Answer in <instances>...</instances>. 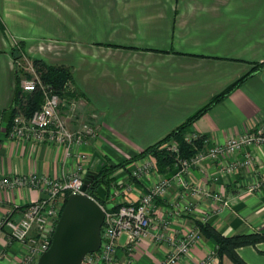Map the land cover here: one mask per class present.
Returning a JSON list of instances; mask_svg holds the SVG:
<instances>
[{"label": "crops", "instance_id": "crops-1", "mask_svg": "<svg viewBox=\"0 0 264 264\" xmlns=\"http://www.w3.org/2000/svg\"><path fill=\"white\" fill-rule=\"evenodd\" d=\"M67 45L74 51L71 84L79 104L69 125L76 129L89 122L95 132L76 152L88 154L87 174L132 159L116 171L111 185L123 183L136 164L154 158L134 155L264 61V0H0V177H66L75 171L76 153L67 156L56 144L9 136L14 111L28 93L22 88L30 75L23 60L43 59L31 55L34 49ZM260 123L264 69L197 119L187 134L207 135L210 145L224 144L229 136ZM246 152L253 157L250 166L241 164ZM226 161H238L239 166L228 173L220 166ZM157 173L170 176L173 169ZM188 179L211 195L221 194L222 200L211 195L200 199L191 186L173 184L157 200L154 213L160 220L181 209L180 215H170V237L182 236L196 227L195 221L209 223L226 236L264 232V146L207 160ZM132 181L136 188L126 199L137 200L150 182ZM98 194L105 206L113 207L104 186ZM40 197L31 187L0 189V218L11 213L18 220L26 205ZM216 249L214 239L202 237L177 264H198ZM171 250L166 240L148 237L131 247L122 236L117 261L162 264ZM27 252V246L3 237L0 264H18ZM238 253L249 264H264V242L240 247ZM220 261L233 264L226 255L216 257L214 264Z\"/></svg>", "mask_w": 264, "mask_h": 264}, {"label": "built area", "instance_id": "built-area-1", "mask_svg": "<svg viewBox=\"0 0 264 264\" xmlns=\"http://www.w3.org/2000/svg\"><path fill=\"white\" fill-rule=\"evenodd\" d=\"M26 62L28 67L30 66L26 67V70L29 74L33 73L35 77L24 79L22 88L26 92L41 88L44 101L31 117L24 114H16L13 117L9 132L10 138L21 142H50L65 149L67 156L76 153L78 160L75 171L66 177H49L38 173L0 177L1 190L14 191L31 187L41 193L38 200L26 205L18 220L13 219L11 213L0 218V242L3 237H6L27 246L28 252L18 264H37L39 256L51 246L52 237L67 197L72 193L89 194L83 189L88 175L85 171L88 154L85 151L76 152V149L84 145L88 136L95 132L89 122L83 123L76 129L69 125V116L74 115L78 108V99L75 96H62L44 85L36 73L33 62L27 60ZM70 83L65 85L66 91L75 93ZM196 137L188 135L187 139L191 140ZM208 142L209 140L206 141L204 149L191 158H181L170 176H160L157 173L154 158H148L136 164L125 182L111 185L106 198L108 202L113 203V207L108 209L96 199L105 210L101 232L102 242L97 251L85 255L81 264H118V243L122 236H126L131 247H135L141 240L148 237H154L158 242L168 241L172 250L162 264H177L181 258L188 256L192 248L202 239L199 230L193 226L189 227L180 237H170L168 234L171 225L170 215H180L181 209L174 210L169 213L170 215L157 220L154 216L157 200L166 196L173 184L183 189L191 186L193 194L200 199L204 195H211L209 189L191 184L188 176L191 175L193 168L202 165L207 160H220L224 156L234 155L250 146H264V123L229 136L224 144L210 145ZM164 146L175 152L179 151L176 141L168 142ZM252 162L253 157L246 152L241 164L250 166ZM220 166L229 173L237 169L239 162L227 163L226 161ZM153 174L157 177L155 178ZM132 179L137 181L147 179L150 182L137 200L126 199V194H133L136 188ZM211 196L215 200H222L221 194ZM215 259L216 252L198 264H214Z\"/></svg>", "mask_w": 264, "mask_h": 264}, {"label": "trees", "instance_id": "trees-1", "mask_svg": "<svg viewBox=\"0 0 264 264\" xmlns=\"http://www.w3.org/2000/svg\"><path fill=\"white\" fill-rule=\"evenodd\" d=\"M19 50H14L13 54L17 56ZM33 66L36 70L41 82L50 87L53 91L61 94L62 96H75V93L66 91L65 85L71 82L73 74L69 67L62 64H49L45 60L40 58L33 59ZM264 69V61L256 63L253 68L240 77L238 80L226 87L222 92L215 95L209 100L207 104L194 112L184 122L179 124L163 138L159 139L155 143L145 147L142 151L133 156V158H141L147 155H152L155 158L157 170L159 173L166 174L174 169L175 165L181 158H191L197 152L206 147L207 135H199L191 140L187 139V129L203 114L209 111L213 106L218 104L227 98L235 89L239 88L248 78ZM31 77V75H28ZM21 92L19 91V98H21ZM44 101L43 91L41 88H37L32 92L22 96V101L19 104V108L15 109L14 115L24 114L27 117H31L33 113L38 110ZM176 141L178 143L179 151L175 152L170 148L164 146L166 143ZM132 159L126 160L121 163H110L104 165L99 171L96 172L94 179L88 189V193L95 197L100 203L101 197L98 194V189L102 186L106 188V195L108 193L109 186L114 180V174L120 168L125 167ZM106 198V197H105ZM195 226L199 230L202 237L212 238L217 243L216 257L220 260L226 255L233 264H249L238 253V249L243 246L257 245L264 242V232H253L245 234H234L226 236L222 234L218 229L211 224L201 221H195ZM219 264H222L221 261Z\"/></svg>", "mask_w": 264, "mask_h": 264}, {"label": "water", "instance_id": "water-1", "mask_svg": "<svg viewBox=\"0 0 264 264\" xmlns=\"http://www.w3.org/2000/svg\"><path fill=\"white\" fill-rule=\"evenodd\" d=\"M96 172H89L83 189L88 191ZM106 208H111L106 205ZM105 220L103 206L89 194L67 197L57 222L51 246L37 264H81L86 254L97 251L102 242Z\"/></svg>", "mask_w": 264, "mask_h": 264}, {"label": "rangeland", "instance_id": "rangeland-1", "mask_svg": "<svg viewBox=\"0 0 264 264\" xmlns=\"http://www.w3.org/2000/svg\"><path fill=\"white\" fill-rule=\"evenodd\" d=\"M74 51L73 50H69L68 45L64 46V47H50V48H45L42 50H37L34 49L32 50V54L33 57H41L48 63L50 64H62L65 65L67 67H69L72 71V74L74 73V65H73V60H74ZM32 57V56H31ZM27 61L32 63L31 59H28ZM23 66L28 67V63L26 62V60H23ZM31 77H35V75L33 73H30ZM74 75V74H73ZM71 88H75L71 83ZM79 109V104H78V108L76 109L75 113L78 111ZM74 113V115H75ZM72 115V116H74Z\"/></svg>", "mask_w": 264, "mask_h": 264}]
</instances>
